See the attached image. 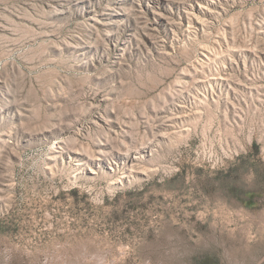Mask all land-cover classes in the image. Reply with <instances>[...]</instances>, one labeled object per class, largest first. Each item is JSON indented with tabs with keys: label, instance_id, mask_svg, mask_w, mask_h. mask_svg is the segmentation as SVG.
I'll use <instances>...</instances> for the list:
<instances>
[{
	"label": "rangeland",
	"instance_id": "374dc122",
	"mask_svg": "<svg viewBox=\"0 0 264 264\" xmlns=\"http://www.w3.org/2000/svg\"><path fill=\"white\" fill-rule=\"evenodd\" d=\"M0 264H264V0H0Z\"/></svg>",
	"mask_w": 264,
	"mask_h": 264
}]
</instances>
